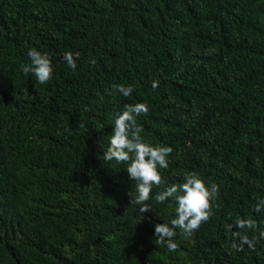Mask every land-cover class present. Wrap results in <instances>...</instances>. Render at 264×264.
I'll return each instance as SVG.
<instances>
[{"label":"trees","instance_id":"obj_1","mask_svg":"<svg viewBox=\"0 0 264 264\" xmlns=\"http://www.w3.org/2000/svg\"><path fill=\"white\" fill-rule=\"evenodd\" d=\"M29 48L50 56L47 84L21 72ZM135 103L145 142L173 149L164 187L190 172L219 186L176 251L154 235L175 201L140 214L125 165L103 157L113 114ZM260 200L264 0H0V264H264V239L236 251L225 228L251 218L240 231L258 235Z\"/></svg>","mask_w":264,"mask_h":264},{"label":"clouds","instance_id":"obj_2","mask_svg":"<svg viewBox=\"0 0 264 264\" xmlns=\"http://www.w3.org/2000/svg\"><path fill=\"white\" fill-rule=\"evenodd\" d=\"M27 56L30 62L21 65V72L25 76L31 74L42 85L53 79L54 67L47 53H42L36 48H29ZM79 58V52L69 51L63 56L67 66L73 71L77 68L76 61ZM91 63L93 65L96 63L94 58ZM158 86V81L152 82L153 89ZM113 87L124 97L131 96L134 91L131 85L121 84ZM149 112L147 104L135 103L125 104L122 112L114 113L113 133L103 157L106 162L115 161L117 164L125 165L124 169L129 179L135 182L134 191L129 193L130 203L139 206L140 214L152 211V205L148 203L152 199L157 203H164L169 199L175 201V218L170 221V224L157 223L154 232L157 241L164 243L172 252L178 249V244L174 240L178 234L191 236L210 220L213 215V200L218 197L219 186L211 183L209 187L197 173L190 172L185 174L184 182L164 187L166 180L160 170L169 167V156L173 149L169 146H153L145 142L141 135L143 127L138 124L137 118L141 115L146 116ZM154 188L161 190L153 197L151 194ZM262 209H264V200H260L254 207L256 212ZM233 227L237 231L232 232ZM258 227L257 221L251 218H238L233 224H225L226 230L232 233V248L236 251H244V246L247 245L250 250H254L256 243L264 239V230H260L258 235H252L251 238L247 234H242L240 230L249 229L255 233Z\"/></svg>","mask_w":264,"mask_h":264}]
</instances>
